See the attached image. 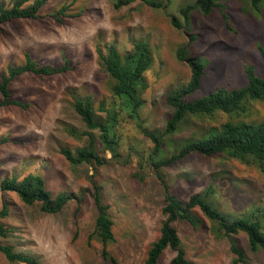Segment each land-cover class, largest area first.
<instances>
[{"label":"rangeland","instance_id":"obj_1","mask_svg":"<svg viewBox=\"0 0 264 264\" xmlns=\"http://www.w3.org/2000/svg\"><path fill=\"white\" fill-rule=\"evenodd\" d=\"M114 1L48 0L37 18L0 24V78L9 66L23 64L25 53L41 65L60 66L64 59L72 65L53 75L19 74L8 89L11 99L26 106H0V182L31 173L43 179L52 195L65 192L80 198L70 199L58 212L44 213L36 204H24L17 193L0 188V210L3 206L8 209L0 223L13 229L7 237L0 236V242L34 256L39 264H109L101 257V242L94 235L89 239L97 214L91 194L94 181L102 187V202L109 206L113 221L115 242L107 245L108 251L119 264H143L150 244L159 235L165 203L148 160L152 143L137 125L141 122L151 130L164 129L172 112L165 94L190 76L186 62L177 57L179 48L207 62L199 95L219 86L242 85L247 65L264 75V60L257 51L258 45L264 47V7L255 11L249 0H216L218 6L209 14L192 10L185 18L181 7L195 0H168L164 9L139 0L115 9ZM0 4L8 8L12 0H0ZM64 4H69L66 16L58 15V21L53 14ZM171 17L179 27L171 24ZM134 40L148 43L153 61L144 73V104L138 115L131 117L112 94V80L99 63L96 45L114 43L124 52L132 48ZM86 95L101 118L106 117L99 110L101 103L118 111L114 131L120 156L112 157L100 144L99 131L93 130L95 148L106 159L96 170L87 163L72 165L60 153L62 147L75 151L87 143L86 137L73 138L64 127L86 130L71 104L74 97ZM248 107L247 115L234 120L264 121V101ZM228 119L221 111L187 117L177 132L165 136V155L175 152L190 136ZM162 173L178 198L186 200L209 188L207 198L218 211L258 221L264 233V173L250 156L235 158L222 153L205 157L192 152L164 166ZM195 214L200 219L197 226L186 220L173 222L192 264H241L233 261L236 255L230 250L229 239L212 233L214 222L198 210ZM232 238L243 250L247 264H264V254L250 249L244 233ZM174 254L166 249L158 264H169ZM0 264L24 263L9 262L0 253Z\"/></svg>","mask_w":264,"mask_h":264},{"label":"trees","instance_id":"obj_2","mask_svg":"<svg viewBox=\"0 0 264 264\" xmlns=\"http://www.w3.org/2000/svg\"><path fill=\"white\" fill-rule=\"evenodd\" d=\"M47 1L12 0V5L8 8L0 4V24L18 18L35 19ZM133 1L135 0H115L113 8L118 9ZM139 1L154 9H164L165 2L168 0ZM249 3L255 11H260L264 7V0H249ZM217 6L216 0H195L194 3L181 7L180 13L188 18L192 10L209 14ZM68 7L69 4L62 5L54 12L53 17L58 21L61 20L58 15L66 16ZM171 24L179 27L175 17H171ZM257 51L264 60V47L258 45ZM96 53L99 63L112 80L113 96L120 100L121 108L126 107L129 116L136 117L144 104L142 98L143 90L146 88L144 73L150 68L153 61L148 43L143 40H134L132 48L124 52H120L114 43H106L102 47L97 44ZM177 57L186 62L190 76L186 83L169 89L165 94L164 101L172 108V112L165 122L164 129L162 131L151 130L143 127L141 122L137 125L152 143L148 160L153 168L155 178L162 186L165 203L162 209L165 218L160 224L159 235L150 244L143 264H158L162 253L168 248L175 251L169 264H192L181 246L173 222L186 220L192 226H197L200 219L196 216L195 210L214 222L215 225L211 231L216 237L229 239L230 250L236 255L234 263L247 264L243 250L236 245L232 237L239 232L244 233L250 249L252 251L260 250L264 254V233L260 231L258 221H250L244 217H230L218 211L207 198L210 193L209 188L204 193L189 196L186 200L178 198L170 191L162 168L192 152L205 157H216L223 153L235 158L250 156L264 173V121L234 120L240 115L245 116L249 113L250 103L264 101V75L257 72L253 65H247L244 68L245 80L242 85L229 88L219 86L199 95L207 62L189 55L183 48L178 49ZM71 67L69 59H64L60 66L41 65L25 53L23 64L9 66L7 71L1 73L0 93L3 98L0 100V106L7 104L26 106L19 99H11L8 89L10 82L19 74L30 72L34 75H53L66 72ZM116 103L114 101L113 105ZM71 104L84 122L86 130L79 132L71 125H65V130L73 138L86 137L87 143L75 151H71L68 147L60 148V153L64 158L72 165L87 163L94 170L104 165L106 159L100 156L95 148V137L92 132L95 129L99 131L98 139L103 148L109 151L114 158L120 156L118 153L119 139L114 131L118 112L115 107L107 108L101 103L99 110L106 113V117L103 119L95 112L89 95L74 97ZM219 111L229 115V119L217 127H209L198 136H190L175 152L169 156L165 155L167 154V151L164 150L165 136L177 132L179 125L187 117L210 116ZM0 188L2 191L17 193L24 204H36L39 210L44 213L60 211L70 199L80 200L77 195L72 193L61 192L52 195L45 189L43 179L39 175L31 173L22 179H18L15 175L4 178L0 182ZM91 194L97 214L89 239L94 235L101 242V257L104 261L109 264H119L116 257L107 249L108 244L115 242L112 230L113 221L108 212L109 206L102 202V187L95 181L92 182ZM6 216H8V209L3 206L0 210V217ZM12 232V228L0 223V236L7 237ZM0 253L9 262L39 264L37 258L16 251L10 244L0 242Z\"/></svg>","mask_w":264,"mask_h":264}]
</instances>
